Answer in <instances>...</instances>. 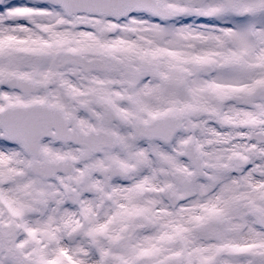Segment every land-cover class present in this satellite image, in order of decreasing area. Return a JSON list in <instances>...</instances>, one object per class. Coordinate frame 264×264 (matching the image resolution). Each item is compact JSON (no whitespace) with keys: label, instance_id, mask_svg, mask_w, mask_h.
Segmentation results:
<instances>
[{"label":"snow or ice","instance_id":"1","mask_svg":"<svg viewBox=\"0 0 264 264\" xmlns=\"http://www.w3.org/2000/svg\"><path fill=\"white\" fill-rule=\"evenodd\" d=\"M0 264H264V0H0Z\"/></svg>","mask_w":264,"mask_h":264}]
</instances>
